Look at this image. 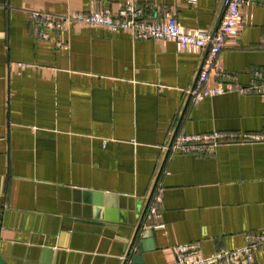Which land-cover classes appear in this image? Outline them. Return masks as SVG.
I'll list each match as a JSON object with an SVG mask.
<instances>
[{
    "label": "crops",
    "instance_id": "obj_1",
    "mask_svg": "<svg viewBox=\"0 0 264 264\" xmlns=\"http://www.w3.org/2000/svg\"><path fill=\"white\" fill-rule=\"evenodd\" d=\"M128 0H0V264H176L264 234V141L211 155L168 151L181 134L264 133V3L243 8L220 54L237 90L189 103L205 50L71 23L37 34L29 12L117 17ZM213 33L223 0H135ZM157 186L163 227L146 211ZM109 196V197H107ZM111 196V197H110ZM139 237L127 251L137 224ZM150 232L146 237L145 230ZM152 231V232H151ZM252 264H264V246Z\"/></svg>",
    "mask_w": 264,
    "mask_h": 264
},
{
    "label": "built area",
    "instance_id": "obj_2",
    "mask_svg": "<svg viewBox=\"0 0 264 264\" xmlns=\"http://www.w3.org/2000/svg\"><path fill=\"white\" fill-rule=\"evenodd\" d=\"M194 2L195 0H188ZM264 0H223V14L215 31L211 34L203 30H185L172 16H165L161 21L153 22L144 18L135 7V0H128L126 6L111 17L100 11L71 13L66 16L48 12L31 11L29 19L37 27V34L47 38L48 31L64 30L71 23L86 27H102L110 32L127 30L138 39L155 41H172L183 50H206V55L193 86L188 90L189 103L196 105L202 99L237 90L234 77L229 76L222 68L220 54L237 36L241 25L243 8L249 4H262ZM241 93L255 92L264 95V85L255 84L240 88ZM246 141H264V133L258 135L237 136L231 133L212 132L206 135L181 134L172 139L168 151L211 155L215 148L222 144H234ZM148 205L146 219L152 227H163L160 209L161 191L159 186ZM241 248L220 250L209 256H203L197 244L187 243L173 247L176 264H252L254 253L264 246V234H250ZM131 264V263H126Z\"/></svg>",
    "mask_w": 264,
    "mask_h": 264
},
{
    "label": "water",
    "instance_id": "obj_3",
    "mask_svg": "<svg viewBox=\"0 0 264 264\" xmlns=\"http://www.w3.org/2000/svg\"><path fill=\"white\" fill-rule=\"evenodd\" d=\"M205 52H206V50H205ZM107 197H109V196H107ZM110 197H111V196H110ZM140 226H141V222H139V223L137 224V226H136V228H135V230H134L133 236H132V238H131V240H130V242H129V246H128V249H127L128 252L132 250V248L134 247L135 244H137L136 240H137L138 237H139V234H140L139 232H141V231H140ZM149 232H150L149 229L145 230V235L142 236V237H146V236L148 235ZM151 232H152V231H151ZM131 264H141V259H140V257H139V256H134V258H133Z\"/></svg>",
    "mask_w": 264,
    "mask_h": 264
}]
</instances>
